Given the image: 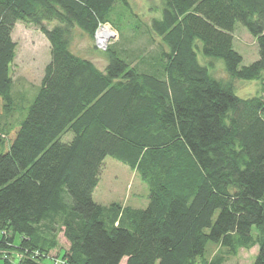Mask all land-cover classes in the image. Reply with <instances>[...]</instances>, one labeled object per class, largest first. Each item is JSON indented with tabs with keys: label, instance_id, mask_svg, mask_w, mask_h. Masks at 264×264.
<instances>
[{
	"label": "trees",
	"instance_id": "trees-1",
	"mask_svg": "<svg viewBox=\"0 0 264 264\" xmlns=\"http://www.w3.org/2000/svg\"><path fill=\"white\" fill-rule=\"evenodd\" d=\"M161 1V18L107 46L99 69L72 52V31L96 42L126 0H0V264L51 262L45 225L69 243L64 264H226L254 247L264 264V0ZM19 22L50 48L25 117ZM236 24L258 47L248 66ZM197 53L222 60L227 80ZM237 81L261 95L237 97ZM106 158L139 176L146 208L93 201Z\"/></svg>",
	"mask_w": 264,
	"mask_h": 264
},
{
	"label": "rangeland",
	"instance_id": "rangeland-1",
	"mask_svg": "<svg viewBox=\"0 0 264 264\" xmlns=\"http://www.w3.org/2000/svg\"><path fill=\"white\" fill-rule=\"evenodd\" d=\"M126 1L127 4H116L119 12L111 18L115 30L110 25H103L97 30L96 33L100 29L108 28L112 33L105 43H98L97 36L96 42L91 41L78 29H74L71 41L72 52L90 60L97 68L103 69L107 64L103 53L107 46L116 41L119 47L121 42H124H119L124 38L122 35L131 34V30L137 34L136 36H140L153 19L161 18V0ZM233 38V48L242 57L241 66H248L258 60L256 41L242 25L236 24ZM12 40L16 43V56L12 65L14 91L16 94L26 93L28 95L27 99L23 101L24 113L22 114L25 117L27 108L37 93L44 68L50 61V48L49 43L36 27L20 22L16 23L14 27ZM141 42L144 44L143 40ZM197 58L200 65L208 67L209 74L215 79L227 80L222 60L207 59L199 53H197ZM210 63L213 67H209ZM234 86L235 94L239 98L246 99L261 95L262 86L259 81H237ZM148 195L147 186L135 172L111 158L104 160L100 180L93 194L95 203L103 206L118 203L122 206L144 209L148 205ZM40 229L48 241H57L56 250L48 255L52 259L46 260H56L55 256L69 249V243L63 236L60 227H54L52 232L50 226L45 225ZM216 252L217 247L209 246L206 259H210ZM14 254L16 259L20 258L16 253ZM256 255L257 247L241 248L235 257L228 259L226 264H252ZM45 264H51V262L47 261ZM120 264H125V262L122 261Z\"/></svg>",
	"mask_w": 264,
	"mask_h": 264
},
{
	"label": "bare ground",
	"instance_id": "bare-ground-1",
	"mask_svg": "<svg viewBox=\"0 0 264 264\" xmlns=\"http://www.w3.org/2000/svg\"><path fill=\"white\" fill-rule=\"evenodd\" d=\"M112 33L109 31L108 28H103L100 29L97 33V39L99 41L100 44L105 43L106 39L108 38V36H110Z\"/></svg>",
	"mask_w": 264,
	"mask_h": 264
},
{
	"label": "built area",
	"instance_id": "built-area-1",
	"mask_svg": "<svg viewBox=\"0 0 264 264\" xmlns=\"http://www.w3.org/2000/svg\"><path fill=\"white\" fill-rule=\"evenodd\" d=\"M96 36H97V34L95 35V39H96ZM99 43V42H98ZM51 264H64V262H62V261H60V260H55V259H53V260H51Z\"/></svg>",
	"mask_w": 264,
	"mask_h": 264
},
{
	"label": "water",
	"instance_id": "water-1",
	"mask_svg": "<svg viewBox=\"0 0 264 264\" xmlns=\"http://www.w3.org/2000/svg\"><path fill=\"white\" fill-rule=\"evenodd\" d=\"M97 34V33H96Z\"/></svg>",
	"mask_w": 264,
	"mask_h": 264
}]
</instances>
